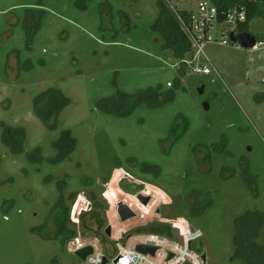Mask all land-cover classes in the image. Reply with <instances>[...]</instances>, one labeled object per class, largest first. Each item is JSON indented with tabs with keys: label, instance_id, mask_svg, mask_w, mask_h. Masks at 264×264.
<instances>
[{
	"label": "rangeland",
	"instance_id": "obj_1",
	"mask_svg": "<svg viewBox=\"0 0 264 264\" xmlns=\"http://www.w3.org/2000/svg\"><path fill=\"white\" fill-rule=\"evenodd\" d=\"M159 1L0 0V264H84L52 223L62 184L67 199L75 196L66 201L69 228L96 251L104 246L83 226H93L91 196L107 207L104 228L93 229L114 248L119 235L127 233L128 246L140 237L136 229L165 223L200 231L207 264H264V228L254 252L235 244L236 221L264 213V5L248 26L263 39L259 47L210 43L194 66L212 65L218 74L194 76L188 65L178 80L180 61L152 30ZM162 1L196 12L204 0ZM37 22L29 38L26 24ZM160 87L175 93L172 102L101 108ZM50 89L70 103L45 123L34 103ZM4 125L25 130L22 153L3 143ZM68 130L76 150L54 165L55 144ZM197 194L204 208L194 213L188 197ZM120 204L134 217L122 221Z\"/></svg>",
	"mask_w": 264,
	"mask_h": 264
},
{
	"label": "trees",
	"instance_id": "obj_2",
	"mask_svg": "<svg viewBox=\"0 0 264 264\" xmlns=\"http://www.w3.org/2000/svg\"><path fill=\"white\" fill-rule=\"evenodd\" d=\"M215 5H217L221 10H230L234 8L245 9L247 14V21L244 24L238 26V32L249 31L248 26L250 22L259 15L261 12L260 4L257 2H252L251 0H211ZM105 8L102 9V19L104 18L106 11L109 9V2L105 3ZM159 8V17L156 20L155 24L152 27L153 32H156L164 37L166 44L165 47L172 51L174 56L180 61V69L178 71V80L186 74L185 70V60L193 58V50L191 45L176 17V15L171 11V9L162 1L158 2ZM180 14L188 19L190 15L189 12H182ZM27 31L29 33V38H32L34 34L40 28L39 22L34 26L26 24ZM259 43L263 42L262 38H258ZM122 95V94H120ZM120 99V96H117L116 99L106 100L101 102V108L105 109L107 112H115L116 109H119L124 104L133 103L131 108L141 101L148 100L155 102L157 99H161V105L172 102L175 98V93L173 91H163L162 87L160 88H151L146 91H141L135 95L123 94ZM70 103L69 99L57 89H50L45 92L41 97L36 98L34 106L36 114L45 122L49 123L55 117L60 115V112L64 107ZM104 104H109L105 107ZM112 104V105H111ZM129 112V110H128ZM4 135L3 143L15 154H20L23 152V145L26 138L25 130L15 129L4 125ZM77 141L73 137L71 131H64L60 140L55 144V149L57 151V156L52 160L54 165H59L67 160L71 159L72 154L76 150ZM215 147V146H214ZM213 147V148H214ZM212 148V147H211ZM221 150L220 147L216 148ZM215 149V150H216ZM40 152V150L38 151ZM248 167L246 166L245 170L247 171ZM247 177H245V180ZM108 183L106 179L103 184ZM61 186V185H60ZM63 184L60 187L61 195L59 202L56 207L55 217L52 220L53 225L55 226L56 235L62 238V246L67 247L70 241L77 238V232L69 228L68 223L70 222V210L71 207L66 204L67 200H72L75 196L67 199L63 192ZM200 194L190 195L188 197L189 202L193 208L194 213L201 206L197 203L198 196ZM91 201L93 203L94 211L91 213L93 226H88L85 223L83 217L81 221L84 224V229L92 232L104 246L105 252L107 255H113L115 253V248L110 241L106 238L104 234L98 229H93L94 226H99L100 229L104 228V214L103 211L107 209L105 205L100 203L95 196H91ZM203 207V206H202ZM204 208V207H203ZM86 215V213H84ZM167 219L171 217L167 216ZM236 226L238 228V235L236 236L235 244L238 248V251L242 253L244 249L247 251L254 252L255 248L258 246L257 241L259 239L260 231L264 228V213H248L246 216L239 218L236 221ZM138 235H155L161 236L169 239L176 238V232L173 230L171 225L165 223H151L145 227L136 229L134 231ZM84 234V233H83ZM109 246H113L109 249ZM198 252L201 250L197 247Z\"/></svg>",
	"mask_w": 264,
	"mask_h": 264
},
{
	"label": "built area",
	"instance_id": "obj_3",
	"mask_svg": "<svg viewBox=\"0 0 264 264\" xmlns=\"http://www.w3.org/2000/svg\"><path fill=\"white\" fill-rule=\"evenodd\" d=\"M170 9L175 13L193 50V58L185 60L186 67L188 65L194 66L196 56L205 57L204 49L208 44L215 42L224 46L232 44L229 39L230 33L237 31L238 26L247 21L245 9L221 10L210 0L200 2L197 11L190 13L188 19L183 17L176 8ZM215 32L221 33L220 39L215 36ZM260 44H257L256 47H259ZM190 73L194 76L218 74L212 65L203 64L194 66ZM75 217L74 211L72 212L73 222H75ZM76 223L78 224V221ZM175 230L177 231L175 239L155 235H140L137 238L130 237L128 246L122 243L127 233L119 235L113 239L115 244L113 255H107L105 251H96L91 242L83 243L78 237L72 240L70 245L74 247V252L86 247L93 248V254L84 261V264H204L203 255L196 248L202 239V233L199 231L200 235L196 236L198 230L180 225H175ZM138 246L155 247L157 251L153 256L145 255L137 251ZM170 254L173 255L172 259H169Z\"/></svg>",
	"mask_w": 264,
	"mask_h": 264
},
{
	"label": "water",
	"instance_id": "obj_4",
	"mask_svg": "<svg viewBox=\"0 0 264 264\" xmlns=\"http://www.w3.org/2000/svg\"><path fill=\"white\" fill-rule=\"evenodd\" d=\"M252 2H260V3H264V0H251ZM230 40L233 44H238L240 47H242L243 49H246V50H252L254 49L257 44H258V40L257 38L252 35L251 33L249 32H243V33H236V32H231L230 33ZM201 93L204 92V88L201 89L200 91ZM205 108L208 110L209 109V106L207 104H205ZM133 193H136V191H133ZM138 199L141 201V203L143 205H148V203L150 202V198H144L142 196H139ZM119 214H120V217L122 219V221H125L129 218H132L134 217V214L126 207L124 206L123 204H120L119 205V210H118ZM158 212H160V210H158ZM176 234H177V231H175ZM106 234L108 236L111 235V229L108 228L106 230ZM137 251H139L140 253L142 254H145V255H155L156 251H157V248L155 247H151V246H138L137 247ZM94 250L92 247H86L80 251H78L76 253V255L84 262L86 261V259L91 256L93 254ZM173 255L170 254L169 256V259H172ZM202 260L204 262V264H207V257H206V254H204L202 256Z\"/></svg>",
	"mask_w": 264,
	"mask_h": 264
},
{
	"label": "crops",
	"instance_id": "obj_5",
	"mask_svg": "<svg viewBox=\"0 0 264 264\" xmlns=\"http://www.w3.org/2000/svg\"><path fill=\"white\" fill-rule=\"evenodd\" d=\"M211 1V0H210ZM257 3H259L260 4V9H261V5L263 4L264 5V3H260V2H257ZM234 8V7H233ZM182 12H189V13H192L191 11H189V10H185V11H182ZM233 32H236V33H243V32H238V31H233ZM244 32H249V31H244ZM250 33V32H249ZM256 37V36H255ZM257 38V37H256ZM229 39H230V37H229ZM257 40H258V38H257ZM231 41V40H230ZM232 43V42H231ZM258 44H259V41H258ZM232 45H233V43H232ZM236 45H238V44H236ZM239 46V45H238ZM240 47V46H239ZM242 48V47H241ZM209 62V61H208ZM210 63V62H209ZM185 70H186V73H187V68H185ZM161 196H166L162 191H161ZM167 197V199H169V197L168 196H166ZM170 200V199H169ZM169 204H171V201H165L164 203H163V205H169Z\"/></svg>",
	"mask_w": 264,
	"mask_h": 264
},
{
	"label": "clouds",
	"instance_id": "obj_6",
	"mask_svg": "<svg viewBox=\"0 0 264 264\" xmlns=\"http://www.w3.org/2000/svg\"><path fill=\"white\" fill-rule=\"evenodd\" d=\"M241 18H243V17H241ZM196 236H199L200 235V232L199 231H197V233L195 234Z\"/></svg>",
	"mask_w": 264,
	"mask_h": 264
},
{
	"label": "flooded vegetation",
	"instance_id": "obj_7",
	"mask_svg": "<svg viewBox=\"0 0 264 264\" xmlns=\"http://www.w3.org/2000/svg\"><path fill=\"white\" fill-rule=\"evenodd\" d=\"M102 185H105V184H102Z\"/></svg>",
	"mask_w": 264,
	"mask_h": 264
}]
</instances>
